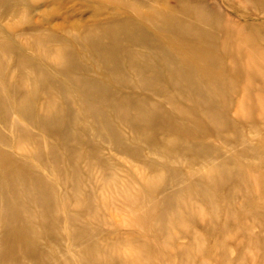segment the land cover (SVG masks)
Instances as JSON below:
<instances>
[{
    "label": "rangeland",
    "instance_id": "374dc122",
    "mask_svg": "<svg viewBox=\"0 0 264 264\" xmlns=\"http://www.w3.org/2000/svg\"><path fill=\"white\" fill-rule=\"evenodd\" d=\"M1 2L5 3L4 8L10 5L6 2L12 4L6 7L10 8L8 13L0 5V101L3 100L0 102V189H3V192L0 190V211L5 217L7 213L6 218L0 215L5 219L0 218V247H3L0 264H230L228 256L235 258L237 247L247 257L243 264H264L261 252L251 249V232L264 238V228L253 223L260 215L264 219V9L257 2ZM232 31L238 38L232 37L234 41H228L222 50L218 34ZM84 32L89 38L84 39ZM99 32L104 34L100 36ZM110 36L114 38V44ZM105 38H109V45ZM86 41L93 42L88 44ZM101 43H105L102 52L99 51ZM253 43L256 44L254 49L251 48ZM233 46L239 48V54L230 56L229 53L236 51ZM115 51H120L117 57ZM71 59L75 60L71 63ZM109 62L112 65H106ZM106 66H112L110 71ZM171 67L184 73L187 71V77L194 78L200 96L188 91L187 77L174 72L167 76L165 70ZM113 77L118 78L117 82ZM147 77L154 79L155 87L144 85ZM70 80L75 83L70 84ZM86 90L88 94L84 92ZM252 90L262 92L257 98L258 103H252L250 99ZM84 94L85 98L82 97ZM239 99L246 103H239ZM141 102L148 104L143 109L150 110L155 117L137 114ZM255 105L258 106L254 109ZM105 115H108L107 119ZM206 177L211 178L203 186L199 184ZM197 186L203 187L206 198L197 194ZM37 187L43 188L42 192ZM48 188L50 192H46ZM47 193L50 195H45ZM9 194L15 196L12 198ZM7 202L8 206L5 205ZM52 212L58 213L54 214L55 219ZM87 239H91L90 242Z\"/></svg>",
    "mask_w": 264,
    "mask_h": 264
},
{
    "label": "bare ground",
    "instance_id": "6f19581e",
    "mask_svg": "<svg viewBox=\"0 0 264 264\" xmlns=\"http://www.w3.org/2000/svg\"><path fill=\"white\" fill-rule=\"evenodd\" d=\"M1 1H3V0H0V3H1L0 5H2V7H3V4H5V3L1 2ZM4 1H6V0H4ZM7 1H8V0H7ZM20 1H21V0H20ZM89 1H90V0H88V2H89ZM102 1H103V0H102ZM110 1H111V0H110ZM14 2H15V1H14ZM108 2H109V1H108ZM140 2H141V1H140ZM254 2H257L258 6H260V7H262V8L264 9V7H263V6H264V0H254ZM19 3H20V2H19ZM6 4H7V5H8V4L11 5L12 3H11V2H10V3L6 2ZM16 4H17V3H15V5H16ZM111 4H112V3H111ZM10 5H8V6L5 5V8H4V7H3V8L6 9V7H9ZM12 6H13V9H14V8H15L14 5H12ZM16 6H17V5H16ZM18 6H19V5H18ZM18 6H17V8H18ZM20 6H22V5H20ZM191 6H192V5H191ZM2 7H1L0 9H2ZM10 7H11V6H10ZM191 8H192V7H191ZM194 8H195V7H194ZM204 9H205V8H204ZM6 10H7L6 13H8V11H10V8H9V10H8V9H6ZM15 10H16V8H15ZM17 10H18V9H17ZM21 10H22V9H21ZM18 11H20V10H18ZM206 11H207V9H206ZM14 12H15V11H14ZM14 12H13V13H14ZM16 12H17V11H16ZM16 12H15V13H16ZM190 12H191V10L189 11V14H190ZM4 13H5V12H4ZM15 13H14V14H15ZM199 14H201V13H199ZM209 14H210V13H209ZM184 15H185V14H184ZM192 15H193V14H192ZM197 15H198V14H197ZM188 16H190V15H188ZM211 16H212V15H211ZM191 17H192V16H191ZM209 17H210V16H209ZM194 18H195V17H194ZM202 18H203V13H202ZM107 20H108V18H107ZM205 21L207 22L208 20L205 19ZM178 22H179V20H178ZM193 22H194V21H193ZM199 23H200V22H199ZM204 24H205V23H204ZM226 24H227V23H226ZM135 25H136V24H135ZM176 25H177V24H176ZM179 25H181V24H179ZM182 25H183V24H182ZM223 25H224V24H223ZM84 26H85V25H84ZM91 26H92V25H91ZM73 27H74V26H73ZM186 27H188V25L185 26V28H186ZM74 29H75V28H74ZM82 29H83V28H82ZM82 29H81V30H82ZM90 29H91V28H90ZM93 29H94V28H93ZM130 29L132 30V28H130ZM98 30H100V29H98ZM107 30H108V28H107ZM107 30H104V29H103V31H107ZM113 30H114V29H113ZM207 30H208V28H207ZM229 30H230V29H229ZM84 31H86V30H84ZM89 31H90V30H89ZM87 32H88V31H87ZM87 32H86V33H87ZM90 32H92V31H90ZM94 32H95V31H94ZM100 32H101V31H100ZM100 32H99V33H100ZM107 32L109 33V30H108ZM111 32H113V31H111ZM111 32H110V33H111ZM145 32H146V31H144L143 33H145ZM185 32H186V30H185ZM211 32L213 33V31H211ZM97 33H98V32H97ZM135 33H136V32H135ZM209 33H210V32H209ZM38 34H40V33H38ZM103 34H104V32H103ZM103 34L100 33V36L103 35ZM114 34H115V33H114ZM116 34H117V33H116ZM196 34H197V33H196ZM196 34H195V35H196ZM232 34H233V31L230 32V33H228V32H227V33H226V32H225V33H222V32H221V33L218 34V39H219V41H220V43H221V46H222L221 49H222V50L225 49V45L228 43V41L233 40V39H231L232 37H235L234 39L238 38V36H236V35L233 36ZM236 34H237V33H236ZM35 35H36V34H35ZM81 35H82V34H81ZM84 35H85V32H84ZM90 35H91V34H90ZM111 35H112V33H111ZM150 35H151V34H150ZM188 35H189V33H188ZM188 35H187V36H188ZM208 35H209V34H208ZM38 36H41V34L38 35ZM75 36H76V35H75ZM96 36H99V35L96 34ZM115 36H116V35H115ZM31 37H32V35H31ZM36 37H37V36H36ZM36 37H35V38H36ZM82 37H83V36H82ZM85 37H86V35L84 36V39H85ZM205 37H206V36H205ZM208 37H209V36H208ZM260 37H261V36H260ZM43 38H44V37H43ZM43 38H42V39H43ZM86 38H89V37H88V34H87V37H86ZM109 38H111V40L113 39V44H114V43H115L114 38H112L111 36H110ZM109 38H108V39H109ZM152 38H153V37H152ZM32 39H33V38H32ZM45 39H46V38H45ZM76 39H77V37H76ZM84 39H83V40H84ZM95 39H96V38H95ZM106 39H107V38H105L104 40H106ZM108 39H107V41H108ZM130 39H131V38H130ZM185 39H186V38H185ZM260 39H261V38H260ZM38 40H39V39H38ZM57 40H58V39H57ZM60 40H61V39H59V41H60ZM64 40H65V39H64ZM77 40H78V39H77ZM86 40H87V39H86ZM91 40H92V38H91ZM99 40H100V38H99ZM186 40H187V39H186ZM261 40H262V39H261ZM61 41H63V39H62ZM78 41H79V40H78ZM89 41H90V40H89ZM89 41H86V42H89ZM233 41H234V40H233ZM47 42H48V40H47ZM75 42H76V40H75ZM79 42H80V41H79ZM84 42H85V40H84ZM91 42H93V41H91ZM91 42H89L88 44H90ZM119 42H120V41H119ZM135 42H136V41H135ZM137 42H138V40H137ZM4 43H5V42H4ZM35 43H36V42H35ZM80 43H82V42H80ZM106 43H108V45H109L110 42L108 41V42H106ZM111 43H112V42H111ZM116 43H117V42H116ZM209 43H210V42H209ZM95 44L98 45V44H99V41H98V44H97L96 42H95ZM101 44H102V45H101ZM101 44H100V46H101L100 48H101V49H99V51H100V50H103V49H102V46H103L105 43H104V44L101 43ZM149 44H150V42H149ZM157 44H158V43H157ZM81 45H82V44H81ZM92 45H93V43H92ZM92 45H91V46H92ZM127 45H128V44H127ZM211 45H212V44H211ZM252 45H253V46H252L251 48L254 49V46H256V44L253 43ZM7 46H9L8 43H7ZM44 46H45V45H44ZM113 46H114V45H113ZM115 46H116V45H115ZM117 46H118V43H117ZM117 46H116V47H117ZM199 46H200V45H199ZM235 46H238V45H235ZM81 47H84V46H81ZM92 47H93V46H92ZM103 47H104V46H103ZM197 47H198V46H197ZM206 47H207V46H206ZM210 47H211V46H210ZM212 47H213V46H212ZM6 48H7V47H6ZM86 48H87V47H86ZM107 48H108V47H107ZM112 48H115V47H112ZM112 48H111V49H112ZM231 48H232V47H231ZM233 48H235L236 51H235L234 53H229V52H228V53L230 54V56H232L233 54H234V55H238V54H239V51H238L239 48L237 49V47H234V46H233ZM90 49H92V48H90ZM111 49H110V50H111ZM121 49H122V48H121ZM7 50H9V49L7 48ZM83 50H84V49H83ZM93 50H94V49H93ZM95 50H96V49H95ZM104 50H105V48H104ZM108 50H109V48H108ZM116 50H119V47H117ZM154 50H155V49H154ZM160 50H161V49H160ZM241 50H242V49H241ZM14 51H15V50H14ZM68 51H69V50H68ZM99 51H98V52H99ZM105 51L108 52L107 50H105ZM111 51H112V50H111ZM165 51H166V50H165ZM196 51H197V50H196ZM217 51H218V50H217ZM251 51H252V50H251ZM71 52H72V51H71ZM100 52H102V51H100ZM100 52L98 53L99 56L101 55ZM112 52H114V51H112ZM112 52H111V54H112ZM115 52L117 53V51H115ZM201 52H202V51H201ZM118 53H120V51H119ZM118 53L116 54V57H117V55H119ZM203 53H204V52H203ZM251 53H252V52H251ZM8 54H9V53H8ZM90 54H91V53H89V55H90ZM96 54H97V53H96ZM98 54H97V55H98ZM108 54H109V53H108ZM152 54H153V53H152ZM201 54H202V53H201ZM214 54L217 55L216 52H215ZM214 54H213V57H214ZM11 55H12V54H11ZM11 55H10V56H11ZM21 55H22V54H21ZM109 55H110V54H109ZM114 55H115V54H114ZM207 55H208V54H207ZM209 55H210V54H209ZM245 55H246V54H245ZM8 56H9V55H8ZM99 56H98V57H99ZM102 56H103V55H102ZM161 56H162V55H161ZM169 56H170V55H169ZM198 56H199V54H198ZM202 56H203V54H202ZM24 57H25V56H24ZM56 57H58V56H56ZM69 57H70V56H69ZM69 57H68V58H69ZM108 57H109V56H108ZM112 57H113V55H112ZM112 57H111V58H112ZM154 57H155V56H154ZM162 57H163V56H162ZM6 58H7V57H6ZM25 58H26V57H25ZM109 58H110V57H109ZM113 58H114V57H113ZM245 58H246V57H245ZM245 58H242V60L244 61ZM250 58H251V57H250ZM103 59H104V58H103ZM106 59H107V58L105 57V60H106ZM237 59H238V58H237ZM246 59H247V58H246ZM19 60H20V59H19ZM19 60H18V61H19ZM74 60H75V59H74ZM74 60H73V61H74ZM113 60H114V59H113ZM113 60H112V61H113ZM144 60H146V59H144ZM161 60H163V59H161ZM203 60H205V58H204ZM235 60H236V59H235ZM240 60H241V59H240ZM240 60H239V61H240ZM242 60L240 61V63L242 62ZM56 61H58V60H56ZM66 61H67V59H66ZM71 61H72V59L70 60V62H71ZM73 61H72V62H73ZM172 61H173V60H172ZM25 62H26V59H25ZM32 62H33V61H32ZM32 62H29V63L31 64ZM70 62H67V63H70ZM72 62H71V63H72ZM166 62H167V61H166ZM233 62H234V61H233ZM34 63H35V62H34ZM101 63L103 64V62H101ZM105 63H106V62H105ZM114 63H115V62H114ZM143 63L145 64V62H143ZM152 63H153V62H152ZM152 63H151V65H152ZM181 63H182V61H181ZM204 63H205V61H204ZM224 63H225V62H224ZM234 63H235V62H234ZM245 63H246V62H245ZM247 63H249V62L247 61ZM15 64H16V63H15ZM17 64H18V63H17ZM24 64H25V63H24ZM26 64H27V63H26ZM32 64H33V63H32ZM108 64H110V62L107 63L106 65H108ZM115 64H116V63H115ZM33 65H34V64H33ZM72 65H73V64H72ZM72 65H71V66H72ZM79 65H80V64H79ZM110 65H112V64H110ZM110 65H109V66H110ZM170 65H171V64H170ZM229 65H230V64H229ZM241 65H242V64H241ZM244 65H245V64H244ZM37 66H38V65H37ZM102 66H103V65H102ZM223 66H224V65H223ZM237 66H239V65H237ZM249 66H251V63H250ZM23 67H24V66H22V68H23ZM111 67H112V66H111ZM111 67L106 66V69L108 68V70H109ZM116 67H117V65H116ZM142 67H143V68H147L148 66H147V65H142ZM243 67H244V66H243ZM253 67H254V66H253ZM28 68H29V67H28ZM36 68H38V67H36ZM39 68H41V67L39 66ZM73 68H74V67H73ZM79 68H80V67H79ZM102 68H103V67H102ZM121 68H122V67H121ZM223 68H224V67H223ZM223 68H222V69H223ZM19 69H20V68H19ZM33 69H34V67H33ZM81 69H82V68H81ZM129 69H130V68H129ZM195 69H196V68H195ZM233 69H234V68H233ZM240 69H241V67H240ZM250 69H251V67H250ZM35 70H36V69H35ZM39 70H40V69H39ZM73 70H74V69H73ZM103 70H104V68H103ZM131 70H132V69H131ZM158 70H159V69H158ZM32 71H33V70H31V72H32ZM42 71H44V70H42ZM105 71H106V70H105ZM109 71H110V70H109ZM109 71H108V72H109ZM111 71H113V70L111 69ZM115 71L117 72L116 69H114V72H115ZM204 71H206V70H204ZM38 72H39V71H37V73H38ZM157 72H160V70L157 71ZM173 72H174V74L177 73L178 76L185 77V78L187 77V73H188L187 71H185L186 73H184V72H182V71L175 70L174 67H173V68H172V67H171V68H167V69L165 70V73H166L167 76H170L171 73H173ZM192 72H193V71H192ZM200 72H201V71H200ZM206 72H207V71H206ZM236 72H237V71H236ZM251 72H252V71H251ZM28 73H30V71H29ZM37 73H36V74H37ZM43 73L46 74L45 72H43ZM43 73H42V74H43ZM112 73H113V72H112ZM112 73L109 72L108 74H112ZM196 73H197V72H196ZM209 73H210V72H209ZM211 73H212V72H211ZM38 74H39V73H38ZM69 74H71V73L69 72ZM76 74H77V73H76ZM79 74H80V73H79ZM79 74H78V75H79ZM115 74H116V73H115ZM158 74H159V73H158ZM204 74H205V73H204ZM33 75H34V74H33ZM112 75H113V74H112ZM117 75H118V72H117ZM120 75H121V74H120ZM205 75H206V74H205ZM39 76H40V74H39ZM44 76H46V75H44ZM161 76H162V75H161ZM201 76L203 77L202 74H201ZM207 76H208V74H207ZM36 77H37V76H36ZM70 77H71V76H70ZM76 77L78 78V76H76ZM84 77H85V76H84ZM192 77H193V76H192ZM199 77H200V76H199ZM199 77H198V78H199ZM209 77H210V76H209ZM221 77H222V76H221ZM238 77H239V76H238ZM23 78H24V77H23ZM71 78H72V77H71ZM139 78H140V77H139ZM205 78H206V77H205ZM230 78H231V77H230ZM236 78H237V77H236ZM24 79H25V78H24ZM41 79H42V78H41ZM66 79H68V78H66ZM111 79H112V77H111ZM113 79L116 81L118 78L116 79L115 77H113ZM119 79H120V78H119ZM156 79H157V78H156ZM182 79H183V78H182ZM193 79H194V78H193ZM193 79H192V78L189 79V77H187V80H188V87H187V88L189 89L188 91L191 90L192 93H194V94L197 95V96H200V94H199L198 91L196 90L197 86H196V84L194 83V80H193ZM222 79H223V78H222ZM26 80H27V79H26ZM68 80H69V79H68ZM73 80H74V79H73ZM81 80H82V78L79 80V82H80ZM140 80H141V79H140ZM200 80H201V79H200ZM244 80H245V78H244ZM19 81H20V80H19ZM37 81H39V80H37ZM43 81H44V83H46L45 80H43ZM56 81H57V80H56ZM220 81H221V80H220ZM29 82H30V81H29ZM71 82H72V83H73V82L75 83V81H71V80H70V84H71ZM82 82H83V81H82ZM87 82H88V83H87ZM116 82H117V81H116ZM138 82H139V81H138ZM174 82H175V80H174ZM199 82H200V81H199ZM222 82H223V81H222ZM231 82H232V81H231ZM20 83H21V82H20ZM30 83H31V82H30ZM30 83H29V85H30ZM32 83H33V82H32ZM55 83H56V82H55ZM57 83H58V81H57ZM57 83H56V84H57ZM74 83H73V84H74ZM143 83H144V85H146V86H149V87H150V86H153V87H155V86H154V85H155V83H154V79L152 80V78H151V79H149L148 77L145 78L144 81H143ZM183 83H184V81H183ZM246 83H248V82H246ZM262 83H263V82H262ZM18 84H19V83H18ZM68 84H69V83H68ZM73 84H72V86H74ZM76 84H77V83H76ZM76 84H75V87H76ZM86 84H88V85L91 86V84H90V82H89L88 80H86ZM93 84H94V82H93ZM106 84H107V83H106ZM110 84H111V83H110ZM174 84H175V83H174ZM186 84H187V83H186ZM57 85H59V84H57ZM80 85H81V84H80ZM84 85H85V84H84ZM84 85H83V87H84ZM88 85H87V86H88ZM16 86H17V85H16ZM64 86H65V85H64ZM68 86H69V85H68ZM70 86H71V85H70ZM77 86H78V85H77ZM87 86H85V87L87 88ZM106 86H107V85H106ZM108 86H110V85L108 84ZM146 86H145V87H146ZM218 86H219V85H218ZM226 86H227V85H226ZM245 86H246V85H245ZM65 87H67V86H65ZM83 87H82V88H83ZM92 87H93V86H92ZM11 88H12V86H11ZM16 88H17V87H16ZM16 88H15V89H16ZM19 88H20V87H19ZM44 88H45V87H44ZM68 88H69V87H68ZM89 88H90V87H88V89H89ZM207 88H208V87H207ZM229 88H230V87H229ZM249 88H250V86H249ZM9 89H10V88H9ZM30 89H32V88H30ZM62 89H64V87H63ZM230 89H232V88H230ZM46 90H47V88H46ZM69 90H70V88H69ZM77 90H78V88H77ZM82 90H84V89H82ZM82 90H81V91H82ZM145 90H146V89H145ZM199 90H200V89H199ZM208 90H209V88H208ZM9 91L11 92V89H10ZM13 91H14V90H13ZM15 91H16V90H15ZM63 91H64V90H63ZM70 91H71V90H70ZM161 91H162V90H161ZM180 91H181V90H180ZM6 92H7V91H6ZM40 92H41V91H40ZM64 92H67V91H64ZM84 92H86V93L88 94L87 90L84 91ZM84 92H83V93H84ZM89 92H90V91H89ZM91 92H93V91H91ZM91 92H90V93H91ZM154 92H155V91H154ZM172 92H173V91H172ZM202 92H203V91H202ZM43 93H44V92H43ZM67 93H68V92H67ZM73 93H74V92H73ZM83 93H82V94H83ZM158 93H159V92H158ZM168 93L170 94V92H168ZM173 93H174V92H173ZM220 93H221V92H220ZM11 94H12V92H11ZM15 94H16V93H15ZM35 94H36V93H35ZM38 94H39V93H38ZM44 94H45V93H44ZM260 94H262L261 91L252 90V92H251V94H250V95H251L250 99L252 100V103H254L255 101H257V98H258V96H259ZM92 95H93V94H91V96H92ZM157 95H158V94H157ZM204 95H206V94H204ZM3 96H4V95H3ZM6 96H7V95H6ZM84 96H85V94H84L82 97H84ZM86 96L89 97L90 95H86ZM91 96H90V97H91ZM12 97H13V96H12ZM33 97H34V95L32 96L31 99H33ZM41 97H42V96H41ZM90 97H89V98H90ZM92 97H93V96H92ZM97 97H99V96L97 95ZM1 98H2V97H0V99H1ZM5 98H6V97L4 96V99H5ZM9 98H11V97L9 96ZM21 98H22V97H21ZM28 98H29V97H28ZM37 98H38V97H37ZM84 98H85V97H84ZM198 98H199V97H198ZM198 98H197V99H198ZM217 98H218V97H217ZM16 99H17V98H16ZM34 99H35V98H34ZM66 99H67V98H66ZM80 99H81V98H80ZM87 99H88V98H87ZM90 99H93V98H90ZM95 99H96V98H95ZM162 99H164V98H162ZM245 99H246V98H245ZM5 100H7V99H5ZM10 100H11V99H10ZM17 100H18V99H17ZM239 100H240L239 103H241V102H245V103H246V101H241L242 99H239ZM251 100H247V101H248V102H249V101L251 102ZM2 101H3V100H2ZM2 101H0V102H2ZM84 101H86V100H84ZM101 101H102V100H101ZM253 101H254V102H253ZM5 102H6V101H5ZM7 102H8V101H7ZM9 102H10V101H9ZM61 102H62V101H61ZM82 102H83V101H82ZM88 102H89V101H88ZM88 102H87V103H88ZM97 102H99V101H97ZM149 102H150V101H149ZM11 103H12V101L10 102V104H11ZM20 103H21V102H20ZM30 103H33V102H30ZM47 103H48V102H47ZM89 103H90V102H89ZM257 103H258V101H257ZM257 103H256V104H257ZM13 104H14V103H13ZM15 104H16V103H15ZM15 104H14V106H15ZM28 104H29V103H28ZM33 104H35V103H33ZM33 104H31V105H33ZM141 104H142V107L139 109L140 112L137 113L140 117L143 116V115H144V116H145V115H148L149 117H152V118L155 117V116L153 115V113H152L150 110H144V109H143V108H147V107H146V106L148 105L147 103H145V102H141L140 105H141ZM4 105H5V104H4ZM21 105H22V107H24L23 104H21ZM25 105H26V104H25ZM46 105H47V104H46ZM46 105H45V106H46ZM97 105H98V104H97ZM140 105H139V106H140ZM195 105H196V104H195ZM240 105H241V104H240ZM240 105H239V107H241ZM253 105H254V104H253ZM11 106H12V105H11ZM19 106H20V104H19ZM19 106H18V107H19ZM33 106H34V105H33ZM62 106H63V103H62ZM62 106H60V107L62 108ZM91 106H92V105H90V107H91ZM93 106H94V105H93ZM246 106H247V105H246ZM246 106H245V107H246ZM257 106H258V105H257ZM257 106L255 105V106H254V109H255V107H257ZM88 107H89V106H88ZM94 107H95V106H94ZM96 107H97V106H96ZM225 107H226V106H225ZM259 107H260V106H259ZM27 108H28V107H27ZM70 108H71V107H70ZM248 108H249V106H248ZM14 109H15V108H14ZM20 109H21V106H20ZM22 109H23V108H22ZM22 109H21L20 111H21L22 113H24V111H23ZM31 109H32V108H31ZM33 109H34V108H33ZM44 109H45V108H44ZM90 109H91V108H90ZM156 109H157V108H156ZM244 109H245V108H244ZM261 109L263 110V108H261ZM48 110H49V109H48ZM97 110H98V109H97ZM196 110H197V109H196ZM20 111H19V112L16 111V113H20ZM28 111H29V110H28ZM43 111H44V110H43ZM49 111H50V110H49ZM99 111H100V110H99ZM133 111H134V110H133ZM248 111H249V110H248ZM25 112L27 113V109H25ZM41 112H42V111H41ZM61 112H62V111H61ZM65 112H66V111H65ZM70 112H71V111H70ZM70 112H69V113H70ZM146 112H147L148 114H147ZM258 112H259V111H257V113H258ZM261 112H262V111H261ZM28 113H29V112H28ZM33 113H34V112H33ZM69 113H68V114H69ZM92 113H93V112H92ZM145 113H146V114H145ZM45 114H46V113H45ZM50 114H51V113H50ZM63 114H64V113H63ZM86 114H87V113H86ZM98 114H99V113H98ZM98 114H97V115H98ZM101 114H103V113H101ZM19 115H20V114H19ZM24 115H25V114H24ZM24 115H23V116H24ZM29 115H30V114H29ZM73 115H74V113H73ZM77 115H78V114H77ZM87 115H90V114L88 113ZM93 115H94V114H93ZM129 115H130V114H129ZM239 115H240V114H238V116H239ZM241 115H242V114H241ZM243 115H244V114H243ZM246 115H247V113H246ZM257 115H258V114H257ZM1 116H2V115H1ZM40 116H41V113H40ZM40 116H38V117H40ZM48 116H49V115H48ZM107 116H108V115H107ZM107 116H106V115L104 116L105 119H107V118H106ZM130 116H131V115H130ZM238 116H237V117H238ZM2 117H5V116H2ZM21 117H22V115H21ZM24 117H27V116L25 115ZM34 117H35V114H34ZM34 117H32V118H34ZM104 117H103V119H104ZM237 117H236V118H237ZM247 117H248V115H247ZM32 118H30V119L32 120ZM53 118H54V117H53ZM92 118H93V117H92ZM101 118H102V117H101ZM101 118H100V119H101ZM127 118H130V117L127 116ZM238 118H239V117H238ZM25 119H26V118H25ZM28 119H29V118H28ZM79 119H80V118H79ZM131 119H132V118H131ZM161 119H163V121H167L164 117H162V118L160 117V120H161ZM164 119H165V120H164ZM239 119H240V118H239ZM242 119H243V118H242ZM260 119H261V118H260ZM41 120H42V119H41ZM47 120H48V119H47ZM258 120H259V119H258ZM128 121H129V120H128ZM131 121H132V120H131ZM244 121H245V120H244ZM28 122H29V121H28ZM30 122H31V121H30ZM35 122H36V121H35ZM41 122H44V121H41ZM41 122H40V123H41ZM108 122H109V121H108ZM149 122L151 123V121H149ZM167 122H168V121H167ZM169 122H170V121H169ZM172 122H173V121H172ZM172 122H171V123H172ZM247 122H248V121H247ZM32 123H33L34 126H35V123H34V122H31V124H32ZM60 123H61V122H60ZM104 123H105V122H104ZM110 123H111V122H110ZM110 123H109V124H110ZM127 123H128V122H127ZM210 123H212V122H210ZM240 123H241V122H240ZM107 124H108V123H107ZM238 124H239V122H238ZM243 124H244V123H243ZM251 124H253V123H251ZM65 125H67V123H66ZM104 125H105V124H104ZM169 125H171V124H169ZM239 125H240V124H239ZM249 125H250V124H249ZM98 126H99V124H98ZM214 126H215V125H214ZM221 126H222V125H221ZM253 126H254V125H253ZM67 127H68V126H67ZM77 127H78V126H77ZM154 127H155V122H154ZM169 127H170V126H169ZM191 127H193V126H191ZM209 127H210V125H209ZM239 127H240V126H239ZM248 127H249V126H248ZM99 128H100V127H99ZM155 128H156V127H155ZM262 128H263V127H262ZM66 129H67V128H66ZM149 129H150V128H149ZM61 130H63V129H61ZM78 130H79V129H78ZM209 130H210V129H209ZM220 130H221V129H220ZM227 130H229V129H227ZM251 130H252V129H251ZM17 131H18V130H17ZM86 131H87V130H86ZM233 131H234V130H233ZM97 132H98V131H97ZM117 132H118V131H117ZM148 132H149V131H148ZM49 133H50V132H49ZM54 133H55V132H53L52 134H54ZM56 133H57V132H56ZM61 133H62V132H61ZM254 133H255V132H254ZM80 135H82V134H80ZM142 135H143V134H142ZM35 136H36V135H35ZM139 136H140V135H139ZM172 136H173V135H172ZM232 136H233V135H232ZM37 137H38V136H37ZM164 137H165V136H164ZM234 137H235V136H234ZM70 138H71V137H70ZM152 138H154V135H153ZM174 138H175V136H174ZM239 138H241V137H239ZM239 138H238V139H239ZM34 139H35V138H34ZM39 139H40V138H39ZM71 139H72V138H71ZM79 139H80V138H79ZM146 139H147V137H146ZM236 139H237V138H236ZM68 140H69V137H68ZM117 140H119V139H117ZM149 140H151V138H149ZM154 140H155V139H154ZM154 140H153V141H154ZM162 140H163V139H161L160 144H162V142H163ZM233 140H235V139H233ZM263 140H264V138H263ZM72 141H74V139H73ZM144 141H145V140H144ZM153 141H152V142H153ZM155 141L157 142V139H156ZM172 141H173V139H172ZM142 142H143V141H142ZM173 142H174V141H173ZM154 143H155V142H154ZM167 143H168V142H167ZM171 143H172V142H171ZM37 144H38V143H37ZM115 144H117V143H115ZM148 144H149V143H148ZM172 144H173V143H172ZM43 145H44V144H43ZM66 145H67V144H66ZM66 145H65V146H66ZM146 145H147V144H146ZM153 145H154V144H153ZM158 145H159V144H158ZM163 145H164V144H163ZM168 145H169V144H168ZM168 145H165V146L168 147ZM161 146H162V145H161ZM170 146H174V145H170ZM170 146H169V147H170ZM195 146H196V145H195ZM199 146H200V145H199ZM73 147H74V146H73ZM90 147H91V146H90ZM114 147H115V146H114ZM121 147H122V146H121ZM148 147H149V146H148ZM154 147H155V146H154ZM162 147H163V146H162ZM167 147H166V148H167ZM174 147H175V146H174ZM205 147H206V146H205ZM67 148H68V147H67ZM67 148H66V149H67ZM164 148H165V147H163V149H164ZM172 148H173V147H172ZM172 148H171L170 151H172ZM197 148H198V147H197ZM92 149H93V148H92ZM167 149H168V148H167ZM167 149H165V151H167ZM51 150H53V149H51ZM61 150H62V149H61ZM94 150H95V149H94ZM94 150H93V151H94ZM96 150L98 151V149H96ZM209 150H210V149H209ZM189 151H190V150H189ZM212 151H213V150H212ZM246 151H247V150H246ZM44 152H45V151H44ZM68 152H69V149H68ZM98 152H99V151H98ZM125 152H126V151H125ZM156 152H158V151H156ZM162 152H163V151H162ZM167 152H168V151H167ZM167 152H166V153H167ZM239 152H240V151H239ZM129 153H131V152H129ZM189 153H190V152H189ZM204 153H205V152H204ZM243 153H244V152H243ZM98 154H99V153H98ZM164 154H165V153H164ZM167 154H168V153H167ZM177 154H178V153H177ZM234 154L236 155V152H235ZM11 155H12V154H11ZM11 155H10V156H11ZM51 155H52V154H51ZM56 155H57V154H56ZM168 155H170V154H168ZM171 155H172V154H171ZM178 155H179V154H178ZM198 156H199V155H198ZM207 156H208V155H207ZM11 157H12V156H11ZM51 157H53V156H51ZM158 157H159V156H158ZM165 157H166V156H165ZM168 157H169V156H168ZM179 157H180V156H179ZM184 157H185V156H184ZM239 157H240V155H239ZM8 158H9V157H8ZM98 158H99V157H98ZM211 158H213L212 155H211ZM1 159H2V158H1ZM40 159H41V158H40ZM57 159L59 160L60 158L57 157ZM201 159H202V158H201ZM213 159H215V158H213ZM216 159H218V158L216 157ZM218 160H219V159H218ZM220 160H221V159H220ZM220 160H219V162H221ZM17 161H18V160H17ZM52 161H54V160H52ZM104 161H105V160H104ZM107 161H108V160H107ZM1 162H2V161H1ZM9 162H10V161H9ZM58 162H59V161H57L56 163H58ZM139 162H140V161H139ZM205 162H206V161H205ZM212 162H213V161H212ZM215 162H216V161H215ZM217 162H218V161H217ZM225 162H228V161H225ZM225 162H224V163H225ZM18 163H19V162H17V164H18ZM22 163H23V162H22ZM56 163L54 162L53 164L56 165ZM137 163H138V162H137ZM140 163H141V162H140ZM207 163H208V162H207ZM17 164H16V165H17ZM58 164H59V163H58ZM58 164H57V165H58ZM91 164H92V163H91ZM219 164H220V163H219ZM10 165H11V164H10ZM59 165H60V164H59ZM225 165H226V164H225ZM229 165H230V164H229ZM11 166H12V165H11ZM13 166H14V165H13ZM21 166H22V165H21ZM60 166H61V165H60ZM69 166H70V165H69ZM97 166H98V165H97ZM111 166H113V165H111ZM196 166H197V165H196ZM219 166H220V165H219ZM221 166H222V165H221ZM3 167H4V166H3ZM5 167H6V166H5ZM14 167H15V166H14ZM23 167H24V165H23ZM27 167H29V166H27ZM54 167H55V166H54ZM106 167H107V166H106ZM150 167H151V166H150ZM197 167H198V166H197ZM223 167H224V166H223ZM15 168H16V167H15ZM19 168H20V167H19ZM101 168H102V167H101ZM13 169H14V168H13ZM57 169H59V168H57ZM220 169H221V168H220ZM220 169H219V171H220ZM222 169H223V168H222ZM222 169H221V170H222ZM7 170H8V169H7ZM16 170L18 171V170H20V169H16ZM30 170H31V169H30ZM20 171H21V172H23V171L25 172V170H23V171L20 170ZM58 171H59V170H58ZM223 171H224V173L227 172V171H225V170H223ZM10 172H11V171H10ZM10 172H9V173H10ZM21 172H20V173H21ZM29 172H30V171H29ZM55 172H56V171H55ZM151 172H152V169H151L150 173H151ZM163 172H164V171H163ZM220 172H221V171H220ZM12 173H13V172H12ZM68 173H69V172H68ZM57 174H58V173H57ZM69 174H70V173H69ZM71 174H72V172H71ZM154 174H155V172H154ZM167 174H168V173H167ZM191 174H192V173H190V175H191ZM199 174H200V173H199ZM199 174H197V175H199ZM25 175H27V174H25ZM35 175H36V174H35ZM35 175H34V176H35ZM162 175H163V174H162ZM13 176H14V175H13ZM73 176H74V175H73ZM191 176H192V175H191ZM219 176H221V175H219ZM219 176H218V177H219ZM20 177H21V174H20ZM29 177H30V176H29ZM37 177H38V175H37ZM39 177H40L39 179H42L41 176H39ZM157 177H158V176H157ZM177 177H178V176H177ZM197 177H198V176H197ZM207 177H209V176H207ZM207 177L205 178L206 180H205V179H203L202 181L200 180V183H199V184H201V185L203 186V185L206 183V181H207L208 179L211 178V177H210V178L207 179ZM6 178H7V176H6ZM9 178H10V177H9ZM146 178H147V177H146ZM162 178H163V177H162ZM162 178H161V179H162ZM34 179H35V178H34ZM161 179H160V181H161ZM215 179H216V178H215ZM28 180H29V179H28ZM28 180L25 179V181H28ZM168 180H169V178L167 179V181H168ZM177 180H179V179H177ZM221 180H222V179H221ZM0 181H1V179H0ZM29 181H30V180H29ZM43 181H44V180H43ZM155 181H156V179H155ZM155 181H154V183H155ZM193 181H194V180H193ZM208 181H209V180H208ZM208 181H207V182H208ZM215 181H216V180H215ZM33 182H34V180H33ZM170 182H171V181H170ZM176 182H177V181H176ZM178 182H179V181H178ZM198 182H199V181H198ZM210 182H211V180H210ZM221 182H222V181H221ZM16 183H17V182H16ZM23 183H24V187H25V182H23ZM34 183L37 184V182H34ZM159 183H160V182H159ZM218 183H219V182H218ZM224 183H225V182H224ZM12 184H14V183H12ZM26 184H27V182H26ZM29 184H30V183H29ZM42 184H43V183H42ZM160 184H161V183H160ZM8 185H9V184H8ZM17 185H18V184H17ZM45 185H46V184H45ZM48 185H49V187L52 188V186H50L49 183H48ZM155 185H156V184H155ZM178 185H180V184H178ZM184 185H186V184H184ZM0 186H1V185H0ZM26 186H27V187H28V186L31 187L30 185H26ZM43 186H44V184H43ZM143 186H144V185H143ZM202 186H200V187L197 186V188H198V190H197V194H200V195L202 196V198H203V197L206 198V197H207V194L205 193L204 190H202V189H203ZM7 187H8V186H7ZM9 187H11V185H10ZM16 187H17V186H16ZM27 187H26V188H27ZM174 187H175V186H174ZM188 187H189V186H188ZM188 187H187V188H188ZM18 188H19V187H18ZM20 188H21V187H20ZM175 188L177 189V187H175ZM179 188H180V187H179ZM230 188H231V187H230ZM8 189H9V188H8ZM10 189L12 190V187H11ZM28 189H29V188H28ZM30 189H31V191H32V188H30ZM42 189H43V188H41V190H39L38 187H37V190H39V192H40V191L42 192ZM164 189H165V188H164ZM172 189H173V188H172ZM0 190H1V192H3V189H0ZM50 190H52V189H50ZM43 191H44V190H43ZM47 191H49V188L46 189V192H47ZM125 191H126V190H125ZM176 191H178V189H177ZM188 191H190V190H187V192H188ZM37 192H38V191H37ZM49 192H50V191H49ZM127 192H128V190L126 191V193H127ZM11 193H13V192H11ZM27 193H28V190H27ZM44 193H45V192H44ZM158 193H159V192H158ZM170 193H171V192H170ZM176 193H177V192H175V194H176ZM194 193H195V192H194ZM208 193H209V192H208ZM2 194H3V193H2ZM17 194L20 195L21 193L19 194V192H18ZM179 194H180V193H179ZM212 194H213V193H212ZM4 195H5V194H4ZM6 195H7V194H6ZM9 195H10V197H11L12 194H9ZM38 195H39V194H38ZM45 195H48V193L45 194ZM49 195H50V193H49ZM49 195H48V196H49ZM51 195H53V193H52ZM165 195L167 196V194H165ZM171 195H172V194H171ZM193 195H194V194H193ZM14 196H15V195H12V198H13ZM24 196H25V195H24ZM34 196H35V195H34ZM188 196H189V195H188ZM195 196H196V194H195ZM198 196H199V195H198ZM214 196H215V194H214ZM226 196H227V193H226ZM226 196H225V197H226ZM4 197H5V196H4ZM6 197H7V196H6ZM8 197H9V196H8ZM10 197H9V198H10ZM30 197H32V196H30ZM44 197H45V196H44ZM216 197H217V195H216ZM225 197H224V198H225ZM145 198H146V197H145ZM149 198H150V197H149ZM149 198H148V199H149ZM26 199H27V198H26ZM35 199H37V198H35ZM39 199H40V198H39ZM159 199H160V198H159ZM191 199H192V198H191ZM208 199H209V198H208ZM213 199H214V198H213ZM45 200H46V199H45ZM45 200H44V201H45ZM47 200H48V199H47ZM49 200H50V199H49ZM151 200H152V199H151ZM189 200H190V198H189ZM18 201H19V200H18ZM18 201L16 202L17 204H19ZM31 201H32V200H31ZM41 201H42V199L40 200V202H41ZM52 201H54V200H52ZM174 201H175V200H174ZM176 201H177V200H176ZM182 201H183V200H182ZM4 202H5V200H4ZM48 202H49V201H48ZM166 202H167V201H166ZM43 203H44V202H43ZM49 203H50V202H49ZM51 203H52V202H51ZM148 203H149V202H148ZM192 203H193V202H192ZM229 203H230V202H229ZM10 204H12V203H10ZM131 204H132V203H131ZM150 204H151V202H150ZM153 204H154V203H153ZM162 204H163V203H162ZM182 204H183V203H182ZM189 204H190V202H189ZM227 204H228V202H227ZM5 205L8 206V202H7V204H5ZM43 205H45V203H44ZM63 205H64V204H63ZM164 205H167V204L164 203ZM179 205H180V204H179ZM10 206H11V205H10ZM13 206H14V202H13ZM17 206H19V205H17ZM20 206H21V204H20ZM52 206H53V205H52ZM149 206H150V205H149ZM180 206H181V205H180ZM212 206H213V205H212ZM11 207H12V206H11ZM14 207L17 208L16 205H15ZM14 207H13V208H14ZM25 207H26V206H25ZM86 207H87V206H86ZM163 207H164V206H163ZM167 207H168V205H167ZM182 207H183V206H182ZM26 208H27V207H26ZM43 208H44V207H43ZM46 208H47V207H46ZM51 208H52V207H51ZM55 208H56V205H55ZM61 208H62V207H61ZM87 208H88V207H87ZM89 208H90V206H89ZM168 208H171V207L169 206ZM173 208H174V207H173ZM211 208H212V207H211ZM7 209H9V207H8ZM182 209H184V207H183ZM185 209H186V208H185ZM186 210H187V209H186ZM186 210H185V212H186ZM13 211H14V210H13ZM51 211H53V210H51ZM71 211H72V210H71ZM91 211H92V210H91ZM162 211H163V210H162ZM165 211H166V210H165ZM175 211H176V210H174V212H175ZM179 211H180V210H179ZM7 212H9V211H7ZM31 212H32V211H31ZM38 212H39V211H38ZM212 212H213V211H212ZM0 213H2V212L0 211ZM11 213H12V212H11ZM52 213H53V212H52ZM55 213H56V212H55ZM55 213H53V215H52V216H53V219L56 218V215H55V217H54V214H55ZM146 213H147V212H146ZM148 213H149V212H148ZM151 213H152V212H151ZM187 213H188V212H187ZM214 213H215V212H214ZM229 213H230V212H229ZM13 214H16V213H13ZM23 214H24V213H23ZM41 214H42V213H41ZM56 214H58V213H56ZM175 214H176V213H175ZM250 214H252V213H250ZM250 214H249V216H250ZM0 215H1V216L3 215L4 218L7 217V213H6V217L4 216L3 213L0 214ZM29 215H30V214H29ZM42 215H43V214H42ZM187 215H188V214H187ZM259 215H260V214H259ZM1 216H0V218H1ZM69 216H70V214H69ZM69 216H68V217H69ZM91 216H92V215H91ZM165 216H166V215H165ZM171 216H172V214H171ZM188 216H189V215H188ZM247 216H248V214H247ZM3 217H2V218H3ZM14 217H15V216H14ZM14 217H13V218H14ZM16 217H19V215L16 216ZM24 217H25V216H24ZM46 217H47V216H46ZM139 217H140V216H139ZM141 217H142V216H141ZM155 217H157V216H155ZM167 217H168V215H167ZM255 217H256V216H255ZM255 217H254V218H255ZM257 217H258V216H257ZM2 218H1V219H2ZM4 218H3V219H4ZM20 218H21V217H20ZM49 218H51V217H49ZM49 218H48V219H49ZM142 218H143V217H142ZM175 218H177V215H176V217L173 218L174 221H175ZM259 218H260V219H257V218L253 219V223H255L256 225H258V227H260V228H264V219H262L263 216L260 215ZM22 219H23V218H22ZM24 219H25V218H24ZM28 219H29V218H28ZM71 219H72V218H71ZM73 219H74V218H73ZM76 219H78V218H76ZM156 219H158V218H156ZM250 219H251V217H250ZM250 219H249V220H250ZM56 220H57V219H56ZM56 220H55V221H56ZM137 220H138V217H137ZM140 220H141V218H140ZM178 220H179V219H178ZM4 221H5V219H4ZM4 221H3V222H4ZM14 221H15V220H14ZM25 221H28V220L25 219ZM25 221H24V222H25ZM36 221H37V220H36ZM44 221H45V220H44ZM46 221H47V219H46ZM55 221H54V222H55ZM68 221H69V220H68ZM74 221H77V220H74ZM163 221H164V220H163ZM179 221H181V220H179ZM72 222H73V221H72ZM79 222H80V220H79ZM138 222H139V221H138ZM138 222H137V223H138ZM140 222H142V221H140ZM140 222H139V223H140ZM152 222H153V221H152ZM158 222H159V221H157V223H158ZM175 222H176V221H175ZM56 223H57V221H56ZM67 223H68V222H67ZM69 223H71V222L69 221ZM139 223H138V224H139ZM161 223L163 224V222H161ZM138 224H137V225H138ZM142 224H143V222H142ZM142 224H141V226H142ZM153 224H154V223H153ZM155 224H156V223H155ZM162 224H161V226H162ZM19 225H20V224H19ZM37 225H38V224H37ZM79 225H80V224H79ZM156 225H158V224H156ZM181 225H182V224H181ZM11 226H12V225H11ZM25 226H26V225H25ZM38 226H39V225H38ZM45 226H46V225H45ZM54 226H55V225H54ZM163 226H164V225H163ZM183 226H186V225L183 224ZM55 227H56V226H55ZM28 228H29V227H28ZM32 228H34V227H32ZM35 228H36V227H35ZM35 228H34V229H35ZM45 228H47V227H45ZM53 228H54V227H53ZM83 228H84V227H83ZM142 228H143V227H142ZM153 228H154V227H153ZM162 228H163V227H162ZM164 228H166V227L164 226ZM164 228H163V230H164ZM181 228H184V227H181ZM186 228H187V226H186ZM223 228L225 229V227H223ZM71 229L73 230V228H71ZM74 229H75V228H74ZM76 229H77V228H76ZM159 229H160V228H159ZM190 229H191V228H190ZM241 229H242V228H241ZM26 230H28V229L26 228ZM32 230H33V229H32ZM54 230H55V229H54ZM67 230H68V229H67ZM84 230H85V228H84ZM84 230H83V231H84ZM185 230H186V229H185ZM6 231H7V230H6ZM74 231H75V230H74ZM77 231H78V229H77ZM158 231H159V230H158ZM32 232H33V231H32ZM54 232H55V231H54ZM58 232H59V231H58ZM70 232H71V231H70ZM80 232H81V229H80ZM80 232H79V234H80ZM184 232H185V231H184ZM222 232H223V231H222ZM250 232H251V231H250ZM4 233H5V232H4ZM55 233H56V232H55ZM88 233H89V232H88ZM163 233H164V231H163ZM251 233H252V234H251V249L257 251L258 253L261 252V253H260V258L263 259V258H264V238L261 237L260 235L254 234L253 232H251ZM257 233H258V232H257ZM33 234H34V233H33ZM33 234H32V235H33ZM82 234H83V237L86 236V235H84L85 232H82ZM82 234H81V236H82ZM86 234H87V233H86ZM243 234H244V233H243ZM243 234H242V235H243ZM32 235H31V236H32ZM35 235H37V234H35ZM56 235H57V234H56ZM74 235H75V234L73 233V234H72V237H73ZM76 235H77V234H76ZM90 235H91V234H90ZM69 236H70V235H69ZM94 236H95V235H94ZM134 236H135V235H134ZM163 236H164V235H163ZM236 236H237V235H236ZM245 236H246V234H245ZM8 237H9V236H8ZM57 237H58V236H57ZM57 237H56V238H57ZM97 237H99V236H97ZM97 237L95 238V240L97 239ZM137 237H138V236H137ZM248 237H249V236H248ZM1 238H2V237H1ZM35 238H36V237H35ZM51 238H52V237H51ZM58 238H60V237H58ZM76 238H77V236H76ZM81 238H82V237H81ZM90 238H91V236H90ZM135 238H136V236H135ZM19 239H20V238H19ZM19 239H18L17 241H19ZM72 239H73V238H72ZM91 239H92V241H93V236H92ZM91 239H89V240L87 239V240L90 242ZM136 239H137V238H136ZM25 240H26V239H25ZM73 240H74V239H73ZM87 240H86V241H87ZM134 240H135V239H134ZM138 240H139V239H138ZM74 241H75V240H74ZM74 241H73V242H74ZM77 241H78V239H77ZM77 241L74 242V243H77ZM79 241H80V240H79ZM82 241H83V240H82ZM100 241H101V240H100ZM135 241H136V240H135ZM1 242H2V241H1ZM4 242H5V241H4ZM19 242H20V241H19ZM27 242H28V241H27ZM136 242H137V241H136ZM221 242H222V241H221ZM249 242H250V241H249ZM79 243H80V242H79ZM84 243H85V242H84ZM86 243H87V242H86ZM86 243H85V244H86ZM101 243H102V242H101ZM101 243H100V244H101ZM103 243H104V242H103ZM103 243H102V244H103ZM238 243H239V242H238ZM5 244H6V243H5ZM82 244H83V243H82ZM92 244H94V243L92 242ZM222 244H223V243H222ZM231 244H232V243H231ZM246 244H247V243H246ZM1 245H2V244H0V246H1ZM239 245H240V244H239ZM239 245H238V246H239ZM243 245H244V244H243ZM83 246H84V245H83ZM90 246H91V245H90ZM101 246H102V245H101ZM108 246L110 247L111 245L108 244ZM147 246H148V245H147ZM221 246H222V245H221ZM245 246H246V245H245ZM4 247H5V246H4ZM93 247H94V249H95L96 245H94ZM99 247H100V246H99ZM114 247H115V246H114ZM218 247H219V246H218ZM218 247H217V248H218ZM224 247H225V246H224ZM242 247H244V246H242ZM0 248H1V247H0ZM2 248H3V247H2ZM2 248H1L0 250H2ZM85 248H88V247L85 246ZM88 249H89V248H88ZM97 249H98V248H97ZM97 249H96V250H97ZM110 249H112V247H111ZM8 250H9V248H8ZM137 250H138V249H137ZM183 250H184V249H183ZM183 250H182V251H183ZM10 251H12V250H10ZM37 251H38V250H37ZM84 251H85V250H84ZM92 251H93V250H92ZM92 251H91V252H92ZM149 251H150V249H149ZM188 251H189V250H188ZM237 251H238V252H237V256H235V258L231 259V258L228 256V259H229L228 261L230 262V264H243V263H244V260L247 258L246 255H245L244 253H242V251H240V248H239V247H237ZM38 252H39V251H38ZM40 252H41V251H40ZM96 252H97V251H96ZM13 253H15V252H13ZM36 253H37V252H36ZM44 253H45V252H43V255H44ZM9 254H10V252H9ZM40 254H41V253H40ZM256 254H257V253H256ZM2 255H3V254H2ZM33 255H34V254H33ZM35 255H36V254H35ZM92 255H93V254H92ZM95 255H96V254H95ZM111 255H112V253H111ZM3 256H4V255H3ZM14 256H15V255H14ZM28 256H29V254H28ZM28 256H27V258H28ZM44 256H45V255H44ZM79 256H80V255H79ZM220 256H221V255H220ZM1 257H2V256H1ZM221 257L226 258L225 255H223V256H221ZM3 258H4V257H3ZM79 258H80V257H79ZM112 258L114 259L113 256H112ZM11 259H13V258H11ZM38 259H39V258H38ZM38 259H37V261H38ZM93 259H94V258H93ZM145 259H146V258H145ZM222 259H223V258H222ZM12 261H13V260H12ZM12 261H11V262H12ZM261 261H262V260H261ZM40 262H41V261H40ZM83 262H84V261H83ZM1 263H2V262H1ZM135 263H136V262H135ZM257 263H258V262H257ZM261 263H262V262H261ZM38 264H39V262H38ZM83 264H85V262H84ZM116 264H117V263H116ZM227 264H229V263L227 262ZM258 264H259V263H258Z\"/></svg>",
    "mask_w": 264,
    "mask_h": 264
}]
</instances>
